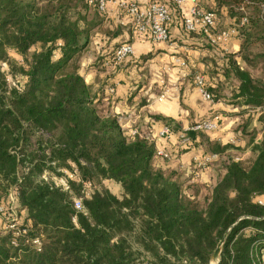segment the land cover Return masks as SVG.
I'll return each instance as SVG.
<instances>
[{"label": "trees", "instance_id": "trees-1", "mask_svg": "<svg viewBox=\"0 0 264 264\" xmlns=\"http://www.w3.org/2000/svg\"><path fill=\"white\" fill-rule=\"evenodd\" d=\"M212 2L197 3L214 14L215 33L235 29L240 51L207 63L206 90L214 103L264 107V79L250 73L264 65V0ZM170 8L182 12L172 1ZM97 13L87 0H0V264H209L229 228L219 264H253L264 244V205L255 200L264 199V137L248 165L224 166L202 205L199 182L155 155L167 150L161 142L130 136L101 108L113 84L95 88L78 75ZM57 50L62 57L53 61ZM154 119L189 140L182 149L223 155L232 147L183 131L171 117ZM104 181L118 184L120 195Z\"/></svg>", "mask_w": 264, "mask_h": 264}, {"label": "crops", "instance_id": "crops-1", "mask_svg": "<svg viewBox=\"0 0 264 264\" xmlns=\"http://www.w3.org/2000/svg\"><path fill=\"white\" fill-rule=\"evenodd\" d=\"M130 1L141 6L151 2H161L169 7L171 4V0ZM197 2L198 0H196L198 5ZM201 2L207 7H212L213 4L212 0H201ZM112 4L116 5L115 8L111 7ZM119 4L116 0H107L106 11L97 13V24L92 31L90 41L78 59L80 71H83L85 76L90 73L93 75L91 85L94 84L95 88L105 81L113 84V93H109V88L105 87L101 96L99 94L101 108L105 113L116 116L125 133L130 134L135 130L140 136H147L150 140L161 142L167 152L168 150L176 152L171 156L172 160L167 161V165L171 168L181 169L185 165L187 155L191 157L194 153L201 151L197 149L184 151L178 157L181 151L179 137L182 133H172L168 140L160 139L158 132L163 125L154 119L157 115L171 117L181 124L183 131L189 128L191 123L217 116V127L208 133L209 136L212 138L214 134L219 133L216 138L219 142L225 138L229 140L228 132H231L233 137L234 135L246 137L247 142L243 140L244 143L239 150L240 158L251 155L254 159L256 153L252 150V145L259 143L264 137L262 136L264 128L261 132L258 130L260 129L258 125H261L259 117L264 113V107H240V105H230L223 101L207 102L201 98L195 87L194 77L196 74H202L209 80L207 63L214 61L220 64L218 57H221L224 52L210 46L206 38L189 35L183 29L182 16H185V12H188L192 5L185 2L183 8L181 7L182 12L179 13L175 8H170L172 12V21L169 26L170 38L166 42H153L149 36L134 31L130 15ZM233 41L237 39H230L229 47ZM123 43L130 44L133 52L116 66L111 62L112 52L115 47ZM148 54H151V57L143 60L142 58ZM87 61L91 63H85ZM201 65L204 67L201 68ZM220 102L224 103V108L215 107ZM117 107L120 109L119 112L115 110ZM228 108L239 109L235 112L242 110L244 112L229 115L231 111H227ZM233 120L237 121L234 128L228 129L227 132L221 131ZM236 143L239 147V142ZM209 171L210 168L195 172L198 181L205 183L202 174Z\"/></svg>", "mask_w": 264, "mask_h": 264}, {"label": "built area", "instance_id": "built-area-1", "mask_svg": "<svg viewBox=\"0 0 264 264\" xmlns=\"http://www.w3.org/2000/svg\"><path fill=\"white\" fill-rule=\"evenodd\" d=\"M175 5L180 6L181 0H171ZM106 2L107 0H94V5L97 7L98 12L104 13L106 11ZM122 6L128 14L130 15L133 23V29L138 34H144L150 37L153 42H166L169 40V26L172 21V12L170 7L167 4L161 2H151L146 6H141L133 1L128 3L121 2L119 4ZM143 10V11H142ZM188 13L191 15V22H189L188 16L183 18L182 24L183 28L187 33H194V32H202L207 41L210 43L211 46L221 49L225 51L226 49L221 47L222 44L229 43L232 34L230 32L231 29H225L221 32L215 33V18L212 12H207L201 9L196 3L192 5L188 9ZM203 24V27H198L199 25ZM228 34L227 36L225 34ZM132 47L130 44L123 43L114 48L112 52V61L114 65L122 63L132 54ZM194 84L197 88L198 92L200 93L201 98L207 102H213L210 93L206 90V82L205 78L202 74H196L194 77ZM109 93H113V87L108 89ZM217 116H214L207 120H200L197 121L191 128L192 130H198L203 132H211L214 131L217 127ZM186 129V130H187ZM171 134V131L168 127L163 126L161 130L158 132V137L160 139H164ZM130 136H140L137 131L133 130L129 134ZM145 139H149L147 136H140ZM150 140V139H149ZM189 140L180 135V144L182 146L186 145ZM155 155L157 157L163 158L168 160L171 158L169 152L162 148H158L156 150ZM213 157H216L213 159ZM218 159V155H202V156H195L193 157L194 168L201 169L207 167V165L211 161H215ZM232 161H239L238 158H234ZM66 175L70 179H76V173H70L66 171ZM63 186L67 189L68 186L63 181ZM93 190V184L90 181H86L83 183V192L84 196L88 197ZM10 203L13 204L14 200L13 197H10ZM256 202L260 205H264L261 203V197L255 198ZM80 200L74 201V206L76 209H81V202L80 207L77 208L76 202ZM3 211V207L0 206V212ZM11 228L13 225L10 226ZM246 231H252V228H245ZM254 231V230H253ZM253 264H264V244L261 245L258 250H255V258Z\"/></svg>", "mask_w": 264, "mask_h": 264}, {"label": "rangeland", "instance_id": "rangeland-1", "mask_svg": "<svg viewBox=\"0 0 264 264\" xmlns=\"http://www.w3.org/2000/svg\"><path fill=\"white\" fill-rule=\"evenodd\" d=\"M12 58H18L16 55L14 54H11ZM19 60V59H17ZM250 73L254 76V77H260V78H263L264 79V65H259L257 68H254V69H251L250 70ZM227 95L229 94V92L226 93ZM218 121V119H217ZM259 121L261 123V125H258L260 127L259 132H261V130L264 128V113L260 114V117H259ZM257 122V121H256ZM235 124H233V126L231 128H234ZM209 133V132H207ZM264 136V134L262 135ZM140 137V136H139ZM238 137L239 136H235L234 137L232 136V139L229 138V142L231 144V148L226 152V154H223V155H218V159L215 160V161H211L207 167H204V168H201L200 170L197 169V168H194V163H193V157L187 155L186 156V162H185V165L182 166L181 169H177L178 171L182 172L185 176L187 177H190L191 178V181L192 182H199V184L202 186L200 189H201V192L199 193V195L197 196V199L199 200V202L204 205V202H205V199L209 196V193H210V189L215 185V183L217 182V180L219 179V177L223 174L224 172V166L229 162V161H232L235 157H238L239 158V161L240 162H243L245 163V165H248L252 160H253V157L250 155L248 156H244L243 159H241L240 157V154H239V150H241V144L242 143H246L247 142V138H242V137H239L240 140L238 141ZM244 140V142H243ZM260 141V140H259ZM234 142V143H233ZM236 142H239L240 146H236ZM181 147V151L179 152V155H182L181 153L184 152L185 149H182V145H180ZM192 151L190 149H187L185 150L186 151ZM179 151V150H178ZM201 154L197 155V156H202V152H199ZM196 156V155H195ZM176 158V157H175ZM174 158V159H175ZM172 160V157L166 161H170ZM170 167V166H169ZM168 167V168H169ZM208 168H210V171L207 172L206 174L208 175V178L210 179V182L208 183V185H205V183H202L200 181H198V179L196 178V173L195 172H199L201 170L204 169L207 170ZM103 184L115 195H120V192H121V189L119 187L118 184L112 182V181H104ZM0 228H1V225H0ZM212 260H210L211 262ZM209 262V263H210Z\"/></svg>", "mask_w": 264, "mask_h": 264}, {"label": "clouds", "instance_id": "clouds-1", "mask_svg": "<svg viewBox=\"0 0 264 264\" xmlns=\"http://www.w3.org/2000/svg\"><path fill=\"white\" fill-rule=\"evenodd\" d=\"M87 2L89 3V5H93L94 4V0H87ZM121 2L128 3V2H130V0H116V3L117 4H119ZM143 2H147V0H143ZM185 2L188 5L191 6V5H194L196 3V0H181V7L182 8H183ZM115 6H116L115 4H112L111 5V7H113V8H115ZM222 11H225V13H226V10H222ZM111 14L112 15H115V13H111ZM185 15L188 16L189 22H191V15H190V13L185 12ZM246 23H247L246 18L243 19V20H241V24H246ZM84 26L85 25H84L83 21H81L80 27L83 28ZM198 27H203V24L199 25ZM213 27H216V25L213 24ZM230 32H231L232 35H238V33L235 31V29H231ZM225 35L227 36L228 34L226 33ZM56 44L57 45H60V46H63V44H64L63 39H58L56 41ZM221 47L225 48L226 51L232 52V53H235V52H239L240 51V44H239V41L238 40L237 41H233L231 43V46L230 47L227 45V43L222 44ZM61 57H62V53L59 50H57L54 53V55H53V61H56V60L60 59ZM237 59H238V62H239V58H237ZM85 63H91V61H87ZM203 67L204 66L201 65V68H203ZM78 75L84 77V82H85L86 85H91L93 83V75L91 73L88 74L87 76H85L84 72L83 71H80V72H78ZM205 79L207 80V77H205ZM212 86L215 87V85H212ZM215 107H217V108H224L225 105H224L223 102H220L217 105H215ZM115 110L117 112H119L120 109L117 107ZM227 111L235 112V111H239V109H236V108H228ZM185 115H187V113H185ZM236 122H237L236 120L230 121L229 123L226 124V126L224 128L221 129V131L227 132L228 129H230L233 126V124H235ZM218 135H219V133L214 134L212 136V139L215 140ZM231 136H232V133L231 132H228V137L230 138ZM226 143H228V138H225V139L221 140V144H226ZM215 158L216 157H213V159H215ZM43 178L44 179H47V174H45V176ZM202 178H203V181L205 183H208L209 182V178H208V175L207 174H202ZM60 183H63V181H61ZM236 195H237V192H235V191H232V192L229 193V197L230 198H235ZM260 202L261 203H264V200H261ZM76 206H77V208L80 207V202L79 201L76 202ZM77 226H79V225H77ZM34 243H36L38 245L39 244V240L34 241ZM113 243H115V241H113Z\"/></svg>", "mask_w": 264, "mask_h": 264}, {"label": "water", "instance_id": "water-1", "mask_svg": "<svg viewBox=\"0 0 264 264\" xmlns=\"http://www.w3.org/2000/svg\"><path fill=\"white\" fill-rule=\"evenodd\" d=\"M231 228H229V230H227V232L224 234L223 238L219 241V243L217 244L212 256H211V260H214L216 262V264H219V260H220V253H221V249L222 246L224 244V241L227 237L228 232L230 231Z\"/></svg>", "mask_w": 264, "mask_h": 264}, {"label": "bare ground", "instance_id": "bare-ground-1", "mask_svg": "<svg viewBox=\"0 0 264 264\" xmlns=\"http://www.w3.org/2000/svg\"><path fill=\"white\" fill-rule=\"evenodd\" d=\"M209 264H216V262L214 260H212Z\"/></svg>", "mask_w": 264, "mask_h": 264}]
</instances>
